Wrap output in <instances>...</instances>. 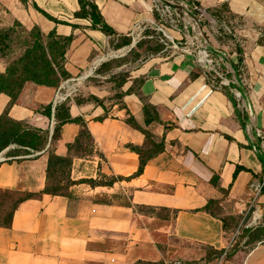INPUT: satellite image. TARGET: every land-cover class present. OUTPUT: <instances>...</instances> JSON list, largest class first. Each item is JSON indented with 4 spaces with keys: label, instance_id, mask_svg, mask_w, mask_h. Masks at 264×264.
Instances as JSON below:
<instances>
[{
    "label": "crops",
    "instance_id": "crops-1",
    "mask_svg": "<svg viewBox=\"0 0 264 264\" xmlns=\"http://www.w3.org/2000/svg\"><path fill=\"white\" fill-rule=\"evenodd\" d=\"M90 1L113 34L76 17L77 0H0V30L17 25L68 37L65 70L73 74L118 37L131 39V47L134 26L152 21L148 0ZM194 1L208 9L223 5L233 17L237 48L227 46V52L236 85L210 89L182 51L143 65L139 93L150 115L134 101L135 110L114 105L105 112L77 104L62 93V84L53 91L26 80L13 101L0 93V115L46 133L39 150L0 161V190L32 194L0 225V264H264V242L218 259L225 245L223 216L207 209L213 200L224 214L240 211L248 184L263 178L264 149L257 148L264 141L255 131L264 134V4ZM7 65L0 54V73ZM56 94L64 99L53 105ZM65 116L79 122H62ZM153 123L170 128L162 129V149L137 172L139 157L130 147L143 145L141 127ZM81 147L86 150L77 153ZM50 153L70 160L63 193L44 190Z\"/></svg>",
    "mask_w": 264,
    "mask_h": 264
},
{
    "label": "rangeland",
    "instance_id": "rangeland-1",
    "mask_svg": "<svg viewBox=\"0 0 264 264\" xmlns=\"http://www.w3.org/2000/svg\"><path fill=\"white\" fill-rule=\"evenodd\" d=\"M258 1L264 4V0ZM148 2L152 21L134 26V43L131 47V39L128 44H122L123 38L126 37H118L115 42L110 43L109 50L102 52L91 60L90 65L73 74L65 70L64 53L69 47V38L62 40L53 34L41 36L35 29L25 31L15 25L0 30V54L7 57V66H14L17 73L25 62L22 55L27 50L28 57L33 60L31 67L37 72L38 78L45 82V86L54 91L62 84V93L71 96L77 104L92 105L105 112L114 105L135 110L132 105L134 101L150 115L153 110L145 105L139 93V85L143 80L142 67L146 62L170 58L185 50L191 52L188 55L192 56V60L198 56L202 60L201 55H198L201 47H211L228 54V47L235 48L237 43L230 33L235 21L227 14L223 5L208 9L194 0ZM179 3H184L185 7ZM191 3L200 10L188 8ZM160 9H163L164 13ZM230 40H233V45L229 43ZM61 109L64 114L65 104L61 105ZM3 113L0 115V124L4 127L11 126L12 122L6 121L5 118L8 117ZM17 124L18 128L25 129V139L31 140L36 150L43 147L46 139L44 131H37L24 122ZM166 128L170 127L158 123L141 127L144 143L140 151L152 154L161 150L166 137L162 129ZM56 137L57 132H54L53 142ZM81 137L85 139V135ZM85 141L89 144L87 138ZM29 150L31 149L17 148L10 143L0 151V161L13 157L10 156L12 154L23 156V151ZM85 150L86 147H81L77 153H83ZM49 156L56 157L52 153ZM66 169L62 160L48 169L47 186L55 189L56 193H63L68 184ZM19 197L21 194L18 192L0 190V225L7 224L14 202ZM207 209L215 215L223 216L225 245L224 249L216 254L218 259L243 245L250 247L254 243L264 242V194L261 189L255 197L249 195L241 210L234 214H224L213 200L209 201ZM256 236L257 238H254Z\"/></svg>",
    "mask_w": 264,
    "mask_h": 264
},
{
    "label": "trees",
    "instance_id": "trees-1",
    "mask_svg": "<svg viewBox=\"0 0 264 264\" xmlns=\"http://www.w3.org/2000/svg\"><path fill=\"white\" fill-rule=\"evenodd\" d=\"M77 3H78V10L74 13V15L76 17L88 18L90 20V26L92 28H96V29L100 30L101 32L108 34V35L113 34V31L103 22L100 14L98 12L97 7L93 2H91L90 0H77ZM51 34H53V33H49L47 35L49 36ZM58 38L62 39V40H66L68 37L67 38L58 37ZM122 42H123L122 44H128L129 40L127 38H123ZM22 58H23V60L25 59V62H24V64H22L19 67V72L15 73L14 66H11V67L7 66L4 70V72L0 73V93H5L6 95H8L10 98V101L14 100L17 93L21 89L23 82L26 80L33 81L36 84L45 85V82L38 78L39 76H38L37 72L31 67L33 60L30 57H28V51L27 50L23 53ZM42 113L44 116L49 117L51 114L50 113V106H45ZM3 115L6 116V113H3ZM1 118L2 117H0V121H1ZM5 119H6V121L12 122V123H10L11 126H8V127H4V125L0 124V151L10 143H13L17 148L36 150V146L31 142V140L25 139V137H24L25 136V133H24L25 129L18 128L17 122H14V121L10 120L9 118H5ZM61 119H62L61 120L62 122L63 121L79 122L78 119H69L68 116H65ZM35 130L40 131V129H37V128ZM54 132H56V128L53 130L52 137L54 135ZM79 135L80 136L85 135V138L88 139V136L84 130H81ZM130 148H131V150H133L135 153L138 154L139 158H138L137 172H140L145 161L153 153L152 154H144L140 151V148H137L135 146H131ZM157 152H155V153H157ZM23 154H28V152L23 151ZM15 155L16 154H12L10 156H15ZM60 160L64 161V165H66V167L70 162L69 158H60V157L50 158V156L48 157L47 174H48V169H50V166H52L53 164L57 163ZM260 161L264 164V159L260 158ZM44 190L48 193H51V194H57L54 191L55 189H52V188L48 187L47 185L45 186ZM261 192L264 194V183L261 186ZM31 196H32V194H21V197H19L15 200L14 205L12 207V210L14 209L15 205L18 202H20L21 200H23L27 197H31ZM254 238H257V236ZM254 238H252V239H254ZM135 264H178V263H172V262L164 263L162 261H158V262H139L138 261Z\"/></svg>",
    "mask_w": 264,
    "mask_h": 264
},
{
    "label": "built area",
    "instance_id": "built-area-1",
    "mask_svg": "<svg viewBox=\"0 0 264 264\" xmlns=\"http://www.w3.org/2000/svg\"><path fill=\"white\" fill-rule=\"evenodd\" d=\"M179 5L185 7L184 3H179ZM188 8L200 10L192 3L191 5L188 6ZM160 11L164 13L163 9H160ZM184 52L186 54L191 53L189 52V50H185ZM199 54L201 55L202 60H200L198 56L197 59L195 58L194 62L196 66H198L199 68L200 75L206 81L207 86L210 89L220 90L224 86L237 84L238 80H237V77L234 75V70L229 62V55L227 53H225L224 51L218 50V49L211 48V47L206 48L204 46L198 50V55ZM231 92L237 98L241 96L240 92L236 90H232ZM55 97L56 98L53 99V105H55V103H58L62 99H64L63 98L64 96H60L57 94L55 95ZM51 115H52V110H51ZM255 135L264 141L263 133L259 131H255ZM257 149L259 152L263 150L264 142H260ZM263 183H264V175L260 183L250 182L248 184L250 195L253 197L258 195ZM223 255H225V253Z\"/></svg>",
    "mask_w": 264,
    "mask_h": 264
},
{
    "label": "bare ground",
    "instance_id": "bare-ground-1",
    "mask_svg": "<svg viewBox=\"0 0 264 264\" xmlns=\"http://www.w3.org/2000/svg\"><path fill=\"white\" fill-rule=\"evenodd\" d=\"M101 57H102V56H101ZM103 58H104V56H103ZM99 59H100V58H99ZM99 59H98V60H99ZM98 60H96V61H98ZM86 74H87V73H86ZM86 74H85V75H86ZM82 77H84V76H82Z\"/></svg>",
    "mask_w": 264,
    "mask_h": 264
}]
</instances>
